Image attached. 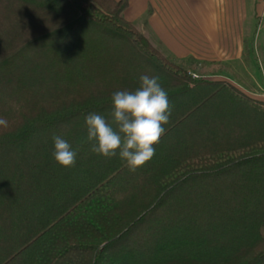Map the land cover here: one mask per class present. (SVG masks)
Segmentation results:
<instances>
[{"label":"trees","instance_id":"1","mask_svg":"<svg viewBox=\"0 0 264 264\" xmlns=\"http://www.w3.org/2000/svg\"><path fill=\"white\" fill-rule=\"evenodd\" d=\"M129 2L0 0V264H264V100L167 57ZM142 74L172 111L132 172L91 151L85 116L116 129L112 93Z\"/></svg>","mask_w":264,"mask_h":264},{"label":"crops","instance_id":"2","mask_svg":"<svg viewBox=\"0 0 264 264\" xmlns=\"http://www.w3.org/2000/svg\"><path fill=\"white\" fill-rule=\"evenodd\" d=\"M142 15L144 34L175 62L218 66L214 79L240 85L244 77L264 88V49L255 42L264 29V0H130L125 18L133 23Z\"/></svg>","mask_w":264,"mask_h":264},{"label":"clouds","instance_id":"3","mask_svg":"<svg viewBox=\"0 0 264 264\" xmlns=\"http://www.w3.org/2000/svg\"><path fill=\"white\" fill-rule=\"evenodd\" d=\"M111 100V116L117 128L103 115L89 113L85 116L87 141H94L93 153L105 158L118 154L129 170L135 172L154 157L155 145L165 134L164 125L169 123L172 111L168 93L158 76L142 74L138 88L115 91ZM8 126L7 119L0 117V127ZM53 141L55 161L62 167L75 166L77 150L61 136H54Z\"/></svg>","mask_w":264,"mask_h":264},{"label":"rangeland","instance_id":"4","mask_svg":"<svg viewBox=\"0 0 264 264\" xmlns=\"http://www.w3.org/2000/svg\"><path fill=\"white\" fill-rule=\"evenodd\" d=\"M146 18H147V15H145V16L142 15L133 22L135 28L138 29L139 31L143 32V33L146 32V27H147ZM150 35L152 36V39L154 41H157V38H154L153 34H150ZM255 42L257 43L256 47L258 48V45H259V48L262 51L264 49V29H263V31L259 30L258 37L256 38ZM180 63L183 66H185V68H187L189 70V72L195 74L196 76L201 75V76L206 77V78H214V76H212V75H216V74H213V73H216L218 71V69H221V67H218V66H213L212 68H209L207 64L204 65L201 63H194L192 60L182 61ZM216 78L218 79V77H216ZM240 82H241V84L237 85V86L240 87L242 90L248 92L249 94L255 96V97L259 98L264 93V88H262L260 86L255 87V86L249 85L250 82L249 81L247 82L246 80H244V77L242 79H240ZM244 83L245 84L247 83L246 85H248V86H244L245 85ZM246 89H248V90H246Z\"/></svg>","mask_w":264,"mask_h":264}]
</instances>
